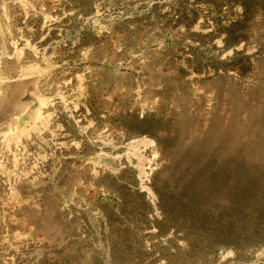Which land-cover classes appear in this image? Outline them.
Segmentation results:
<instances>
[{
	"label": "rangeland",
	"instance_id": "1",
	"mask_svg": "<svg viewBox=\"0 0 264 264\" xmlns=\"http://www.w3.org/2000/svg\"><path fill=\"white\" fill-rule=\"evenodd\" d=\"M0 264H264V0H0Z\"/></svg>",
	"mask_w": 264,
	"mask_h": 264
},
{
	"label": "bare ground",
	"instance_id": "2",
	"mask_svg": "<svg viewBox=\"0 0 264 264\" xmlns=\"http://www.w3.org/2000/svg\"><path fill=\"white\" fill-rule=\"evenodd\" d=\"M35 116V115H34Z\"/></svg>",
	"mask_w": 264,
	"mask_h": 264
}]
</instances>
